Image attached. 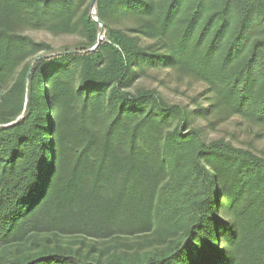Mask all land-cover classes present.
I'll return each mask as SVG.
<instances>
[{
    "label": "trees",
    "instance_id": "16d2710c",
    "mask_svg": "<svg viewBox=\"0 0 264 264\" xmlns=\"http://www.w3.org/2000/svg\"><path fill=\"white\" fill-rule=\"evenodd\" d=\"M91 2L0 0V264H264V156L205 134L264 135V0ZM148 69L203 103L132 90Z\"/></svg>",
    "mask_w": 264,
    "mask_h": 264
},
{
    "label": "rangeland",
    "instance_id": "374dc122",
    "mask_svg": "<svg viewBox=\"0 0 264 264\" xmlns=\"http://www.w3.org/2000/svg\"><path fill=\"white\" fill-rule=\"evenodd\" d=\"M45 25L40 27L22 25V31L33 41L49 45L54 50L75 45L80 42L77 37L49 32ZM102 30V27H100ZM103 37H99L102 40ZM132 90H156L168 104L194 109L195 103L202 104L206 94L204 85L194 82L178 74L157 72L148 69L142 73L136 71L131 82ZM197 124L205 125L204 121L197 120ZM205 134L208 139H224L236 146L252 149L256 154L264 156V135L258 129L249 126L240 119H232L224 124L213 127L206 126ZM66 239L73 240L71 237ZM98 246L101 245L97 241Z\"/></svg>",
    "mask_w": 264,
    "mask_h": 264
},
{
    "label": "water",
    "instance_id": "95a60500",
    "mask_svg": "<svg viewBox=\"0 0 264 264\" xmlns=\"http://www.w3.org/2000/svg\"><path fill=\"white\" fill-rule=\"evenodd\" d=\"M93 3H94V0H92L91 5H93ZM100 25H101V24H100ZM96 46H97V45H96ZM96 46H95V47H96ZM40 57H41V56H39L38 58H40ZM34 62H35V60H34ZM34 62H33V63H34ZM30 69H31V68H30Z\"/></svg>",
    "mask_w": 264,
    "mask_h": 264
}]
</instances>
